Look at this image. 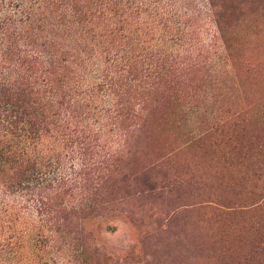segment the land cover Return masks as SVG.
<instances>
[{"label":"rangeland","instance_id":"1","mask_svg":"<svg viewBox=\"0 0 264 264\" xmlns=\"http://www.w3.org/2000/svg\"><path fill=\"white\" fill-rule=\"evenodd\" d=\"M212 2L220 75L200 62L170 90L125 95L135 112L123 122L129 149L108 163L95 209L60 197L56 231L45 235L53 246L33 254L17 233L0 264H264V0ZM199 8L205 20L208 5ZM214 115L230 119L211 128Z\"/></svg>","mask_w":264,"mask_h":264},{"label":"trees","instance_id":"2","mask_svg":"<svg viewBox=\"0 0 264 264\" xmlns=\"http://www.w3.org/2000/svg\"><path fill=\"white\" fill-rule=\"evenodd\" d=\"M216 18L212 0H0V252L17 233L33 254L48 244L66 194L95 209L108 163L129 149L125 95L170 90L200 62L220 75ZM219 116L211 128L230 119Z\"/></svg>","mask_w":264,"mask_h":264}]
</instances>
